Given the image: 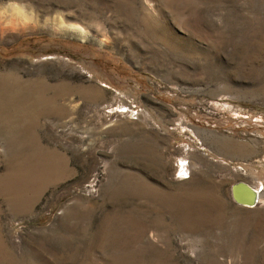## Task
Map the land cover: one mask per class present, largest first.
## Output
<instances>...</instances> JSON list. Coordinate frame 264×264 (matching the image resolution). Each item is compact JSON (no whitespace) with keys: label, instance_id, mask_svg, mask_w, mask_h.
<instances>
[{"label":"rangeland","instance_id":"rangeland-1","mask_svg":"<svg viewBox=\"0 0 264 264\" xmlns=\"http://www.w3.org/2000/svg\"><path fill=\"white\" fill-rule=\"evenodd\" d=\"M0 264H264V0H0Z\"/></svg>","mask_w":264,"mask_h":264},{"label":"bare ground","instance_id":"bare-ground-1","mask_svg":"<svg viewBox=\"0 0 264 264\" xmlns=\"http://www.w3.org/2000/svg\"><path fill=\"white\" fill-rule=\"evenodd\" d=\"M252 189L253 190H251L248 186H241L239 188L235 187V195L240 200V205L248 208H254L259 204L262 193L259 192L260 190L256 191L254 188ZM256 201H258V203L257 205H254Z\"/></svg>","mask_w":264,"mask_h":264},{"label":"water","instance_id":"water-1","mask_svg":"<svg viewBox=\"0 0 264 264\" xmlns=\"http://www.w3.org/2000/svg\"><path fill=\"white\" fill-rule=\"evenodd\" d=\"M241 186H248L251 190H253V189H252L248 184H246V183H240V184H237L236 186H234V187H233V196H234V198H235V200H236V202H237L238 204H240L241 202H240V200L236 197L234 189H235V187H236V188H239V187H241ZM257 200H258V199H257ZM257 203H258V201H256V202L254 203V205H257Z\"/></svg>","mask_w":264,"mask_h":264}]
</instances>
